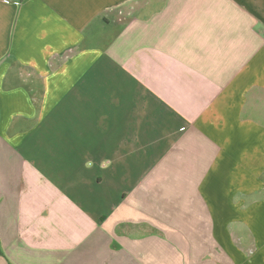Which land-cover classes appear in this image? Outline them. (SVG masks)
Listing matches in <instances>:
<instances>
[{"label": "crops", "instance_id": "obj_1", "mask_svg": "<svg viewBox=\"0 0 264 264\" xmlns=\"http://www.w3.org/2000/svg\"><path fill=\"white\" fill-rule=\"evenodd\" d=\"M0 264H264V0H0Z\"/></svg>", "mask_w": 264, "mask_h": 264}]
</instances>
